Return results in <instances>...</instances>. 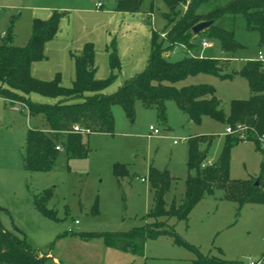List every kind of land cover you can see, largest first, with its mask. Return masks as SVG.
Masks as SVG:
<instances>
[{
	"label": "rangeland",
	"instance_id": "374dc122",
	"mask_svg": "<svg viewBox=\"0 0 264 264\" xmlns=\"http://www.w3.org/2000/svg\"><path fill=\"white\" fill-rule=\"evenodd\" d=\"M95 1L100 7H95ZM118 1L0 0V42L24 45L31 34L32 19H47L57 12L58 29L44 40L43 58L31 62L30 74L40 80L59 76L63 86H70L75 78L73 55L90 42L94 49V76L105 79L111 72L108 56L113 44L118 67L113 70V81L102 90L113 93L125 79L145 68L152 31L160 35L170 27L164 0H140L137 5L120 8ZM232 19V24L226 20L225 26L232 27L238 47L224 50L217 38L206 40L212 43L209 48H202L201 38H197L192 47L196 55L201 51L203 57L221 59L224 71L235 72L232 77L197 73L176 83L212 86L224 113H228L232 99L249 96L247 81L238 71L247 60L256 59L259 50L264 52L258 46L257 31L246 28L241 15ZM187 54L181 46L164 52L171 61ZM23 94L38 103L53 104L60 99L36 92ZM111 110L113 131L81 133L88 149L86 156L67 157L59 149L50 170H27V133L34 127L45 130L42 116L30 115L20 100L9 102L0 96V224L11 234L24 236L37 252L50 253L61 264H193L195 250L175 242L170 235L146 239L143 254L137 255L105 245L101 233L128 231L150 221L146 216L151 203L149 165L168 169L173 179L166 199L175 196L179 200L185 178L193 171L186 163V139L210 136V143L199 147L205 151L202 163L206 164L217 160L226 134L242 138L239 124L229 125L231 133H227L224 123L207 115L194 123L174 101L166 102L165 122L157 119L153 108H146L139 101L135 102L131 117L118 104ZM149 125L158 128L159 133L153 135ZM255 136L259 148L249 139H240L230 146V179L253 183L259 177L263 180L264 147L260 135ZM175 139L177 143H173ZM117 163L125 166L127 175L114 174ZM45 191L49 194L45 206L53 210L54 219L35 207V201ZM222 195L223 190L218 188L213 195L200 199L186 220L171 218L173 230L204 256L225 260L226 264H264V203H244L239 207L233 200L220 198ZM92 233L99 235L87 237Z\"/></svg>",
	"mask_w": 264,
	"mask_h": 264
},
{
	"label": "trees",
	"instance_id": "16d2710c",
	"mask_svg": "<svg viewBox=\"0 0 264 264\" xmlns=\"http://www.w3.org/2000/svg\"><path fill=\"white\" fill-rule=\"evenodd\" d=\"M168 8L167 20L170 24L165 36L152 31L150 49L145 68L125 79L116 91L110 94L102 90L109 85L118 67L113 44L109 51L111 72L105 79L94 76V49L85 42L79 54L73 55L75 78L71 85L61 84L59 76L51 80H40L30 74L33 60L43 58L42 45L45 39L52 37L58 29L59 14L53 12L47 19L34 18L31 34L22 46L11 44L7 40L0 42V96L13 102L20 100L30 115L42 116L45 130L29 129L26 137L24 166L27 170L47 171L52 168L60 145L67 157L86 156L87 147L82 142L81 133L72 130L73 124L83 125L90 131H113L111 107L120 105L127 116L133 115L134 104L139 101L146 108H153L157 119L166 121V102L174 101L178 108L194 123L202 116H210L225 125H243L242 139L252 140L259 148V135L264 132V63L247 60L238 73L247 81L249 96L244 99H232L228 113L219 107V100L212 86L204 83H176L187 76L197 73L213 74L220 78L232 77L234 71H224L221 59L194 55L192 47L197 38L210 40L217 38L224 50H233L240 44L233 36L232 27L225 26L226 20L232 24L235 15H241L246 28L258 33V46L264 49V0H164ZM140 0H119L117 6L137 5ZM200 21L210 24L193 33L191 28ZM181 46L189 53L171 61L164 55ZM263 52V51H262ZM264 54V52H263ZM223 60V59H222ZM36 92L48 97H59L53 104L38 103L29 100L23 93ZM75 100V101H73ZM240 139L226 134L222 151L215 161L203 164L205 151L200 150L202 143L209 144L208 135L189 136L187 167L192 169L184 181L181 197L172 196L168 201L166 194L171 188L173 177L166 167L149 165L147 171L148 188L151 203L146 213L150 221L128 231H108L101 233L105 245L133 254L142 255L145 240L159 235H170L177 243L196 252L193 264H226L216 257L202 255L191 244L183 241L173 230L169 220H186L192 207L203 197L213 195L218 188L223 190L220 198L235 201L240 207L244 203H264V178L258 183L230 179L229 148ZM114 174L127 175L122 164H114ZM48 191L35 201V207L46 217L55 218L53 210L46 208ZM99 235L97 233L88 236ZM0 264H55L46 254L33 249L24 236L19 237L6 231L0 224Z\"/></svg>",
	"mask_w": 264,
	"mask_h": 264
},
{
	"label": "built area",
	"instance_id": "2783aa9c",
	"mask_svg": "<svg viewBox=\"0 0 264 264\" xmlns=\"http://www.w3.org/2000/svg\"><path fill=\"white\" fill-rule=\"evenodd\" d=\"M95 4H96L97 7H100V3L99 2H96ZM160 35H161V37H164L165 36V33L160 34ZM201 46H202V48H208V47H211L212 46V43L209 42V41H206L205 39H202L201 40ZM257 59L264 63V54H263V52L261 50L258 51ZM237 128H238V130H242L243 129V126L237 125ZM149 129L152 131V134L153 135L159 133L158 128L154 127L153 125H149ZM72 130L74 132H80V133H88L89 132V130L87 128H81L78 125H74L73 128H72ZM225 132L231 133V127L229 125H226L225 126ZM241 136L243 137L242 134H241ZM258 137H259V139L262 142V143L260 142L261 143V146L264 147V133L260 134V136H258ZM183 139H185V138H181L180 140H183ZM177 142H178L177 139L173 140V143H177ZM56 149L59 150L61 148H60L59 145H56ZM141 180H143V178H141ZM249 264H259V262H250Z\"/></svg>",
	"mask_w": 264,
	"mask_h": 264
},
{
	"label": "water",
	"instance_id": "95a60500",
	"mask_svg": "<svg viewBox=\"0 0 264 264\" xmlns=\"http://www.w3.org/2000/svg\"><path fill=\"white\" fill-rule=\"evenodd\" d=\"M210 24V21H200L192 26L191 30L193 33H197L198 31L206 28ZM258 183V180L255 181V184Z\"/></svg>",
	"mask_w": 264,
	"mask_h": 264
},
{
	"label": "crops",
	"instance_id": "0c3cea01",
	"mask_svg": "<svg viewBox=\"0 0 264 264\" xmlns=\"http://www.w3.org/2000/svg\"><path fill=\"white\" fill-rule=\"evenodd\" d=\"M96 2H97V1L94 2V5H95L96 8H98V7L96 6V4H95ZM33 19H34V18H33ZM33 19H32V20H33ZM82 46H83V45H82ZM82 46H81V48H82ZM211 47H212V46H211ZM208 48H209V47H208ZM191 52H192V51H191ZM192 53H193V52H192ZM193 54H194V53H193ZM194 55H196V54H194ZM197 56H202V55H201V51H200V53H199ZM188 84H190V83H188ZM37 122L39 123V125L41 124V117L37 119ZM89 133H90V132H89ZM209 161H210V160H209ZM115 249H116V248H115ZM118 250H119V249H118ZM45 254H46V255H48V254L50 255V253H48V252L45 253ZM49 258H50L52 261L55 260V261H57V263L61 264L60 261L57 260L55 257H53V256L50 255Z\"/></svg>",
	"mask_w": 264,
	"mask_h": 264
}]
</instances>
